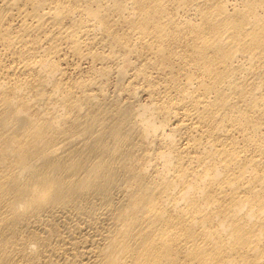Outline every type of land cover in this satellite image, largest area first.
Instances as JSON below:
<instances>
[{"label": "bare ground", "instance_id": "1", "mask_svg": "<svg viewBox=\"0 0 264 264\" xmlns=\"http://www.w3.org/2000/svg\"><path fill=\"white\" fill-rule=\"evenodd\" d=\"M0 264H264V0H0Z\"/></svg>", "mask_w": 264, "mask_h": 264}]
</instances>
